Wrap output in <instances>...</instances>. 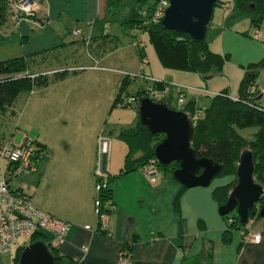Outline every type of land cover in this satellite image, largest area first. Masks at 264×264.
I'll list each match as a JSON object with an SVG mask.
<instances>
[{
	"label": "crops",
	"instance_id": "0c3cea01",
	"mask_svg": "<svg viewBox=\"0 0 264 264\" xmlns=\"http://www.w3.org/2000/svg\"><path fill=\"white\" fill-rule=\"evenodd\" d=\"M36 1L39 5L34 18H23L18 24L9 16L0 26L2 31L10 30L4 27L5 25L10 26L11 30L14 29L11 33H5L6 40H2L0 60L53 48L55 54L51 57L59 56L57 59L61 61L62 48L69 50L79 44H83L94 57L93 52L97 49L104 50L114 40H120L119 33L112 24L108 23V0ZM154 2V0H137L138 4L132 7L133 9L126 10L125 24L130 26L134 24L131 21L133 17L138 16L141 11L143 14L148 12ZM224 2L231 3V1ZM226 7L231 10L224 17L221 28L212 26V20L208 26L206 37L210 49L223 54L226 60L230 50L224 54L218 51L221 50L218 47L227 49V44L234 45L236 39L233 38L236 36L239 40L248 39L260 45L256 47V52H251L253 48H247L249 51L242 60L248 62L245 66L246 73L236 93L231 95L226 86L217 91L213 86L211 88L210 79L218 73L204 78L200 72L197 73L198 71L184 69L177 71L183 73L187 79L196 80L189 82L167 78L165 73L160 72V74L156 70L148 72L143 67L145 70L143 73L148 76L171 83L170 94L167 95L171 98L166 97L170 105L172 100L176 99V92L180 91L177 84L189 86L186 94L187 97L195 100L196 109L191 115L195 120L198 114L199 96H212L226 91L231 97H237L242 92V82L250 70V64L259 62L264 57V41L261 40L263 31L260 28L264 18L259 22H254L249 15L229 19L231 14L237 11L235 1L233 0V4ZM246 17L250 20L249 25L256 26L252 33L248 31L249 29L243 30L238 27V22ZM99 18L104 19L105 22L101 24L97 21ZM76 27L83 29V35L92 37L90 46L84 43L81 35L72 34V30ZM87 30L89 33L86 32ZM214 36L219 38L218 44L213 41ZM10 38L11 41L6 43L5 41ZM5 43L6 45H3ZM145 53L146 56V49ZM156 54L160 60L158 53ZM96 61L93 66L99 67L100 61L97 58ZM147 62L150 63L148 57ZM51 69L54 68L45 71L49 73ZM262 71L264 72V68H261L255 76L256 83ZM197 74L203 78L205 84ZM145 81L152 84L151 79L145 78ZM198 88H203L205 91ZM124 142L127 144L126 141ZM43 144L46 146V143ZM128 151L127 144V147H115L113 152H110L108 166L112 179L109 186L112 194L111 205H114L110 209L108 225L110 235L98 231V217L95 214V197L98 192L94 169L98 161V147H77L71 153L73 160L62 163L55 162V158L51 156L44 165L38 163L37 187L34 185L29 187L27 183L20 186L30 194L32 203L36 207L50 211L58 218L72 223L66 241L58 247L59 264H76L81 258H84L82 264H120L123 251L126 252L128 264H264V217H260L258 221L252 219L248 225L233 229L231 241L229 243L223 241L228 223L224 215L220 214V205L213 195L217 186L227 183L222 176L215 177L207 186L183 188L184 185L171 171L160 167H157L153 177L147 173L144 166L122 173ZM39 187L42 195L33 200L32 193L35 194ZM180 190L182 194L179 212L175 201ZM86 225H91L92 230L86 229ZM252 232L261 234L259 243L251 241L249 233ZM49 236L51 238V235ZM83 245H87V251L82 250Z\"/></svg>",
	"mask_w": 264,
	"mask_h": 264
},
{
	"label": "rangeland",
	"instance_id": "374dc122",
	"mask_svg": "<svg viewBox=\"0 0 264 264\" xmlns=\"http://www.w3.org/2000/svg\"><path fill=\"white\" fill-rule=\"evenodd\" d=\"M224 1H231V5L233 4V0H219L214 10L212 26H220L221 28L224 17L231 10L227 9ZM107 4L109 5L107 10L108 23L112 24V27L119 33L120 40L116 44H108L104 50L97 49L96 52H93L94 57L90 55L83 44H79L69 50H63L62 48L61 61L55 62L54 58L52 61L43 62L45 63L43 64L33 60L29 71H43L48 67H61V69H68L69 73L64 79L56 80L51 77L47 85H35L31 90L22 91L14 103L7 108L6 112H0L1 142L18 145L27 135L35 141L36 146L41 147V151L46 152V157L44 155V158L42 157L40 160L41 162L39 161L41 165H44L51 156L55 158L57 163L72 161L74 157L71 153L77 147H99L100 135L111 139L112 153L115 147H127L120 136L121 131L134 127L139 122V108L134 105L121 106L115 104L116 98L120 95L124 98L135 95L140 88H146L150 84L141 75L145 71L143 67L148 72L156 70L157 73H165L167 78L173 80L196 82L195 79H187L183 76V73L177 72L183 70H176L162 64L147 31L140 30L138 26L125 24L126 10L134 8L138 4L137 0H108ZM10 11L12 13L11 6ZM97 21L101 24L105 22L101 18ZM15 22L19 24L17 20ZM87 23L89 24V22ZM249 23L250 20L247 17L243 18L242 21L238 22V27L243 28V30L249 29L248 31L252 33L256 26L249 25ZM4 27H8L10 30H0V49L2 40H6L5 33H11L14 30H11L8 25ZM12 27L15 26L12 25ZM260 28L263 31L261 40L264 41V19ZM86 32L89 33V30ZM82 36L83 33L80 37ZM216 36H214L213 41L218 44L219 38ZM234 39H236V43L234 45L233 43L227 44V49L214 44L221 48L218 51L225 54L227 50H230V53L226 55L223 70L211 78L209 82L211 88L213 86L215 91L226 86L231 95L237 92L238 85L246 73L245 66L248 62L242 60L249 51H247V48H253L251 52H256V47L260 46L256 41L239 40L238 36ZM10 41L11 38L5 42L9 43ZM138 42L144 45L146 49L147 55L144 58L139 53L136 44ZM6 43L3 45H6ZM222 48H224V51ZM104 55L107 58H104ZM147 57L150 63L147 62ZM96 58L100 61L99 67L93 66L97 62ZM50 75H52V72H50ZM201 80L204 84L206 83L203 78ZM257 83L261 88H264L263 71L260 73ZM167 97L171 98L170 96ZM177 97L178 91L176 92ZM211 98L212 96H199L196 118L205 114L206 108L211 104ZM172 105L176 106V99L172 100ZM259 129L260 127L257 125L238 128L239 132L247 138H254ZM43 143H46V146ZM68 147L71 148L68 149ZM6 167L7 162L2 161L0 164V178H9V182L13 187H20L25 183L29 187H32V185L38 186V172L24 171L18 173L16 170L11 175L5 173ZM159 167L164 169L162 165H159ZM96 169L97 165L94 169L97 180ZM222 178L231 184L232 189L237 175H225ZM32 195L33 200L38 199L42 195L41 188L39 187ZM260 204L261 200L257 203V214L253 216L256 221L260 219ZM233 211L236 212V209ZM30 243H32L30 237L19 238V244L13 247L10 254L2 256L0 264H12L17 257L19 245L27 246Z\"/></svg>",
	"mask_w": 264,
	"mask_h": 264
},
{
	"label": "trees",
	"instance_id": "16d2710c",
	"mask_svg": "<svg viewBox=\"0 0 264 264\" xmlns=\"http://www.w3.org/2000/svg\"><path fill=\"white\" fill-rule=\"evenodd\" d=\"M234 1L237 11L231 14L229 19L249 15L253 18L254 22H259L264 18V0ZM10 2L11 0H0V26L9 16L11 17ZM154 5L155 2L145 14L142 11L139 14L137 12L136 15L138 14V16H134L131 21L134 23L132 24L133 26H138L140 30L149 33L150 40L154 44L162 63L171 68L198 71L204 78H209L215 73L221 72L225 63V56L210 49L207 37L203 41L198 42L188 32H181L165 27L161 20L150 21L149 17ZM82 37L84 43L90 46L92 37L89 38V42H87V37ZM117 41L114 40L113 43L116 44ZM136 44L143 58L146 54L145 47L140 42ZM54 52L53 48L45 49L31 54L0 60V112H6L7 108L14 103L22 91L31 90L35 85H47L51 77L56 80L66 77L69 73L68 69H61L59 67L51 69L49 73L45 71L46 69L43 71H29L33 60L46 63L55 58V62L60 61V59H57V56L51 57L55 54ZM261 68H264V57L259 62L250 64V70L242 82L243 87L242 92L238 95L239 99L231 97L226 91L216 93L212 95L211 104L206 108L204 115L199 116L196 120L192 116L195 122L192 145L195 147L198 155H208L223 164V168L218 176L236 175L241 152L245 147H249L253 150L256 157V178L264 182V109L257 107L261 101L260 97L249 90L251 85L257 84L255 76ZM50 72H52V75H50ZM251 74L253 76L249 79V75ZM160 81L162 80L155 82L156 85H161ZM135 95L140 97L146 96V88L139 89ZM166 97L161 98V100L169 102V99ZM121 98V95L117 97L115 104H118ZM173 107L176 108L177 105ZM195 109V100L193 98L188 99L184 110L191 117ZM253 125L260 127L254 138H247L238 130L240 127ZM120 136L127 142L129 147L125 165L121 171L124 173L134 170L139 166H145L152 158H156L155 146L165 137V133L159 132L154 134L139 121L134 127L122 130ZM159 165H162L164 169L171 171L173 174L174 169L179 166V163L173 161L169 164H161L157 160V167ZM111 179L112 176L110 174L109 184ZM109 184L104 188L102 194L104 199L111 200L112 194ZM183 188H186V186H183ZM230 189V183L219 185L214 189L213 195L219 205L226 202ZM181 194L182 190L178 192L175 201V206L179 212L181 210ZM260 200L261 204L259 207H262L264 204V194ZM255 208L257 210V204ZM223 217L228 223V227L223 234V241L229 243L232 239V230L242 228L243 225L240 223L237 212L232 211ZM253 218V216H250L249 222ZM37 240H42L48 244L56 257L55 264H59L60 256L57 252L58 249L51 246L49 234L42 231L37 232L32 236L31 241ZM23 248L18 249L17 257L14 260L16 264H19V257Z\"/></svg>",
	"mask_w": 264,
	"mask_h": 264
},
{
	"label": "water",
	"instance_id": "95a60500",
	"mask_svg": "<svg viewBox=\"0 0 264 264\" xmlns=\"http://www.w3.org/2000/svg\"><path fill=\"white\" fill-rule=\"evenodd\" d=\"M219 0H170L161 19L171 29L188 32L195 41H203L208 32L215 7ZM253 74L249 75L252 77ZM139 121L152 133H165L156 144L155 156L161 164L173 161L179 163L173 175L184 186H207L221 172L223 164L208 155H198L192 145L194 120L184 109H177L165 100H154L149 96L139 98ZM256 157L253 150L245 147L237 165V178L225 203L219 206L221 215L236 209L241 225L248 224L255 216L257 202L264 194V182L256 178ZM264 217V204L259 211ZM56 257L48 244L42 240L25 246L19 257V264H55Z\"/></svg>",
	"mask_w": 264,
	"mask_h": 264
},
{
	"label": "built area",
	"instance_id": "2783aa9c",
	"mask_svg": "<svg viewBox=\"0 0 264 264\" xmlns=\"http://www.w3.org/2000/svg\"><path fill=\"white\" fill-rule=\"evenodd\" d=\"M170 0H155V5L150 14V21H160ZM38 2L36 0H11L10 6L12 8L11 16L20 22L23 18H34L38 10ZM225 6H230V2H225ZM37 22V21H36ZM83 32L81 27H76L72 30V34L79 36ZM87 42H89V37ZM140 39V37H138ZM146 79H151L152 84L146 87V96L154 100H161L170 93L171 83L168 81H160L161 85H156L160 79L148 76L146 73L141 74ZM180 88L178 97L176 98V105L178 109H184L188 102L187 90L189 86L177 84ZM205 91L203 88H198ZM250 92L259 96L261 101L257 107L264 109V88L254 84L249 88ZM138 95H130L126 98L122 97L119 105H137L139 104ZM239 99V97H234ZM98 147V161H97V180L96 189L97 196L95 197V214L98 217V231L110 235L108 231L110 209L113 208L111 200L104 199L102 191L109 184V159L111 152V139L109 137L100 135ZM46 154L41 151V147L35 145V141L27 135L23 141L14 145L10 142H0V164L2 161L7 162L5 173L13 175L16 170L18 173L24 171H36L38 163ZM157 158H152L144 167L147 173L153 177L157 170ZM15 169V170H14ZM232 221V219H230ZM72 223L53 215L50 211L42 210L36 207L31 200L30 194L21 187H12L9 178H0V260L2 256L8 255L12 252L13 247L19 244V238L30 237L37 232H46L51 235L50 244L53 248H57L66 241V236L71 228ZM86 229L92 230L91 225H86ZM251 241L259 243L261 241V234L257 232L249 233ZM25 245H19V248ZM83 251H87V245H83ZM84 258L77 260L76 264H82ZM12 264H16L13 262ZM120 264H128L126 259V252L123 251L120 256Z\"/></svg>",
	"mask_w": 264,
	"mask_h": 264
},
{
	"label": "bare ground",
	"instance_id": "6f19581e",
	"mask_svg": "<svg viewBox=\"0 0 264 264\" xmlns=\"http://www.w3.org/2000/svg\"><path fill=\"white\" fill-rule=\"evenodd\" d=\"M215 95V94H214ZM177 108V107H176ZM178 109V108H177Z\"/></svg>",
	"mask_w": 264,
	"mask_h": 264
}]
</instances>
